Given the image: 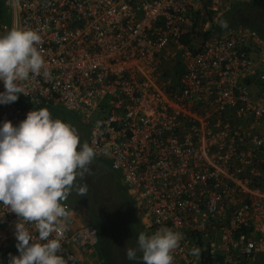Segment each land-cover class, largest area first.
Returning a JSON list of instances; mask_svg holds the SVG:
<instances>
[{
  "label": "built area",
  "instance_id": "built-area-1",
  "mask_svg": "<svg viewBox=\"0 0 264 264\" xmlns=\"http://www.w3.org/2000/svg\"><path fill=\"white\" fill-rule=\"evenodd\" d=\"M5 2L13 19H0V35L13 27L38 31L51 76L23 82L28 95L0 105V122L18 124L40 104L81 111L95 158L109 160L142 206L143 231L166 226L183 233L172 264H258L264 254L259 32L240 23L207 35L205 2L219 8L221 0ZM63 204L70 215L49 238H60L68 264H92L88 255L100 264L97 228L71 202ZM18 219L0 205V264L18 255Z\"/></svg>",
  "mask_w": 264,
  "mask_h": 264
},
{
  "label": "clouds",
  "instance_id": "clouds-1",
  "mask_svg": "<svg viewBox=\"0 0 264 264\" xmlns=\"http://www.w3.org/2000/svg\"><path fill=\"white\" fill-rule=\"evenodd\" d=\"M40 41L39 32L32 29L13 27L0 35V105L28 95L21 84L32 77L50 78L37 47ZM97 155L94 146L81 143L74 126L54 118L47 108L30 110L18 124L0 122V205L19 218L18 255L10 254L8 264H68L59 254L60 238L49 237L59 233L70 215L63 204L70 191H86L76 180L91 174ZM183 239V233L166 226L152 234L141 231L136 246L127 247L125 255L134 261L140 253L143 264H172V253ZM198 251L193 248V255Z\"/></svg>",
  "mask_w": 264,
  "mask_h": 264
},
{
  "label": "rangeland",
  "instance_id": "rangeland-1",
  "mask_svg": "<svg viewBox=\"0 0 264 264\" xmlns=\"http://www.w3.org/2000/svg\"><path fill=\"white\" fill-rule=\"evenodd\" d=\"M6 0H0V9L6 15V21L8 23L12 22L13 19V7L11 4H6ZM4 2V4H3ZM228 2L233 3V5L247 8L252 6L249 0H240L236 2L235 0H228ZM241 21H245L250 27L257 30L260 36L264 39V11L258 9L243 10L239 13ZM52 114L55 118H60L76 128L79 133L81 143H89L88 135L82 134V126H87L86 131H88V122L83 118L81 111L66 110L61 105L51 106ZM85 124V125H84ZM89 180V185H86V189L92 193L98 194L102 206L106 211L105 215L109 220L111 226L115 228L118 239L121 243L122 253H125L127 247H131L128 240L129 238V228H142L144 226V210L142 206L138 204L128 191V188L121 183V174L118 170L114 169L109 160L105 158L97 159L95 158L91 165V174H86ZM71 192V191H70ZM97 197V196H96ZM98 198V199H99ZM69 201H72L68 198ZM82 218H79L81 220ZM127 222L125 228L124 224ZM74 224V221L72 222ZM3 227L4 224L0 222ZM129 227V228H128ZM119 228V229H118ZM128 228V231H127ZM141 231V230H140ZM144 232V231H143ZM125 239V240H124ZM264 254L260 255L259 263L264 264ZM91 259V263L95 264L96 260L92 255H88ZM139 261V259H137Z\"/></svg>",
  "mask_w": 264,
  "mask_h": 264
},
{
  "label": "trees",
  "instance_id": "trees-1",
  "mask_svg": "<svg viewBox=\"0 0 264 264\" xmlns=\"http://www.w3.org/2000/svg\"><path fill=\"white\" fill-rule=\"evenodd\" d=\"M250 3L252 7L256 9L258 8L264 11V0H251ZM0 19L6 20V15L1 9H0ZM222 28H224L222 24H215L211 29L207 31V35L211 34L214 31L220 30ZM177 70L178 71L182 70V67L180 64L177 65ZM50 107L51 106H44L43 104H40L36 106L35 109L47 108L50 112H52L53 110ZM53 115L54 114H52V116ZM83 127L86 128L87 126H82L81 128ZM88 131H89V126H88ZM76 183L78 185H87V184L89 185L88 177L86 175L84 177H78L76 180ZM93 225L97 228V243H96L95 255H96L97 261L100 264H143V261L139 258L141 255L140 253H138V258H137L139 259V261H137V259L134 261H130L127 259L125 253H122L121 243L118 239L119 235L117 234L118 230L113 228L108 221L102 218H98L95 222H93ZM126 226H127V222L124 224L123 228H125ZM128 228H127V231H128ZM140 230L143 231L142 228L141 229L140 228L138 229L129 228L130 234H129L128 240L131 244V247L136 246V240H137V236L139 232H141ZM263 258H264V255H263Z\"/></svg>",
  "mask_w": 264,
  "mask_h": 264
},
{
  "label": "crops",
  "instance_id": "crops-1",
  "mask_svg": "<svg viewBox=\"0 0 264 264\" xmlns=\"http://www.w3.org/2000/svg\"><path fill=\"white\" fill-rule=\"evenodd\" d=\"M235 1L238 2L240 0H235ZM211 5H212V2H205L207 18H209L211 22V25L209 28H212L215 24H226L224 28L231 26V25L240 24V23L247 24L245 21H241V19H239L240 18L239 13L243 12L244 9L245 10L255 9L252 6H249L247 8L240 7V6L235 7L233 3H230L226 0H221V2L219 3V8L211 7ZM259 10L261 9H258V11Z\"/></svg>",
  "mask_w": 264,
  "mask_h": 264
},
{
  "label": "flooded vegetation",
  "instance_id": "flooded-vegetation-1",
  "mask_svg": "<svg viewBox=\"0 0 264 264\" xmlns=\"http://www.w3.org/2000/svg\"><path fill=\"white\" fill-rule=\"evenodd\" d=\"M239 19H241V18H239ZM86 129L87 128H84V127L82 128V134L83 135H85V134L88 135V131H86ZM121 183L124 185L122 179H121ZM85 195H86V201H87V206L85 207V211H87V213L89 215L93 216V222H95L98 218H102V219L109 222V220L107 219V217L105 215V213H106L105 209L106 208L105 209L103 208L105 206H102V203L100 201L98 194H96L94 192L92 193L91 191H88V189H86ZM68 198H70L72 201H69ZM67 199L69 202H71L75 214L81 215L79 209H75L74 206H77L78 204H80L81 200L83 199V194L79 193L76 190H72L69 193ZM79 206L83 207V205H79ZM81 217H82V215H81ZM82 220H84V218Z\"/></svg>",
  "mask_w": 264,
  "mask_h": 264
},
{
  "label": "water",
  "instance_id": "water-1",
  "mask_svg": "<svg viewBox=\"0 0 264 264\" xmlns=\"http://www.w3.org/2000/svg\"><path fill=\"white\" fill-rule=\"evenodd\" d=\"M83 194V199L81 200L80 204L77 206H74L75 209H79L80 214L84 218V220L88 223H93V216L89 215L87 211H85V207L87 206V201H86V195L85 192ZM79 205H83V207H80Z\"/></svg>",
  "mask_w": 264,
  "mask_h": 264
}]
</instances>
